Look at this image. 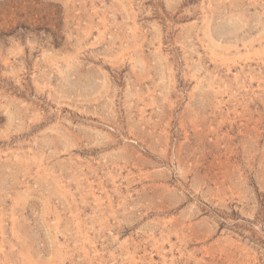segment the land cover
<instances>
[{"label":"rangeland","instance_id":"374dc122","mask_svg":"<svg viewBox=\"0 0 264 264\" xmlns=\"http://www.w3.org/2000/svg\"><path fill=\"white\" fill-rule=\"evenodd\" d=\"M0 264H264V0H0Z\"/></svg>","mask_w":264,"mask_h":264}]
</instances>
